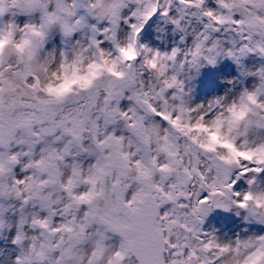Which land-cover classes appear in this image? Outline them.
Masks as SVG:
<instances>
[{"label":"snow or ice","instance_id":"6c2138e0","mask_svg":"<svg viewBox=\"0 0 264 264\" xmlns=\"http://www.w3.org/2000/svg\"><path fill=\"white\" fill-rule=\"evenodd\" d=\"M157 12L191 44H141ZM53 28L81 39L45 59ZM0 40V231L15 227L13 264H264V235L223 242L200 227L232 205L264 222V192L253 194L264 171V66L254 87L208 106H190L181 79L221 54L264 56V0H0ZM102 60L124 74L48 91L57 64ZM197 121L224 142L204 147ZM245 174L249 189L234 191Z\"/></svg>","mask_w":264,"mask_h":264},{"label":"rangeland","instance_id":"374dc122","mask_svg":"<svg viewBox=\"0 0 264 264\" xmlns=\"http://www.w3.org/2000/svg\"><path fill=\"white\" fill-rule=\"evenodd\" d=\"M125 13H127V9ZM26 19L27 18L23 16L19 17L20 22H24ZM195 24L196 22L193 20V25ZM126 25L127 23L122 20L121 30L123 28L124 31ZM145 30V34L143 32L141 33L142 35L141 38L139 37V42L162 52L170 51L173 47H179L183 50L191 44V35L186 36L185 40L181 41V36L184 35V33L179 31L176 26L166 17H163L160 12H158L154 19L147 24ZM78 39H81L80 33H75L72 37H64L58 28H53L45 43L43 55L51 52L58 57L61 50L70 48ZM104 46H109L108 42H105ZM254 54H248L240 58L239 63H237L235 58L221 54L217 57L216 63L213 65V74H209L211 76L210 81L207 80V63L203 64L198 70L195 68L187 69L182 74L181 79L184 82L186 92L185 99L188 101L189 105L193 107L198 104L208 106L212 101L220 97L231 100L243 91V89L254 87L258 82V77L251 73L255 72L259 67L264 66L258 57L255 56L256 54ZM122 103H127V101H123ZM17 171H19V169ZM249 187L248 183L247 186H245L243 181L238 190L245 191L249 189ZM253 187L264 189V173L256 177V183ZM235 212L241 214L240 210L238 211L235 209ZM219 218L223 220L225 227H228L227 229H222L217 225L215 219H212L213 225L209 223V235L215 237L218 241L231 242L237 238L252 236L246 234L245 231L249 230V227L244 224L240 215H235L234 219L232 217L224 219L223 217ZM9 219L14 223L15 216L10 213ZM212 226H215V228H212ZM255 233L257 232H253V234ZM14 234L15 227L0 231V264H13L12 258L14 255L18 254L19 247H13L11 244V239L14 237Z\"/></svg>","mask_w":264,"mask_h":264},{"label":"clouds","instance_id":"9594fccd","mask_svg":"<svg viewBox=\"0 0 264 264\" xmlns=\"http://www.w3.org/2000/svg\"><path fill=\"white\" fill-rule=\"evenodd\" d=\"M6 40H0V51H3ZM135 55V52L132 49H127L124 55L125 59H132ZM45 59H49L52 56V53H46ZM103 72H110L115 76H122L124 74L123 70H118L116 65L108 60H102L97 63L93 61L92 63L87 64L83 69L74 65H67L64 67L63 71L60 70L59 64L49 70V77L52 75L56 76L53 86L48 87V91L55 96H63L75 88H87L92 82L100 76ZM43 83V81H42ZM184 127H189L187 124ZM191 128H200L205 131V135L202 137V143L204 147L208 149H215L217 144H220L223 141V138L219 135V129L212 131L207 130V125H201L199 121L191 125ZM191 130V129H190ZM197 135H200L197 132ZM232 159L235 158V153H232ZM264 192V189H253L254 195H259ZM264 203V201H262ZM264 211V209H261Z\"/></svg>","mask_w":264,"mask_h":264},{"label":"flooded vegetation","instance_id":"af4514ba","mask_svg":"<svg viewBox=\"0 0 264 264\" xmlns=\"http://www.w3.org/2000/svg\"><path fill=\"white\" fill-rule=\"evenodd\" d=\"M258 59L261 61V63L264 65V60H262L261 57H258Z\"/></svg>","mask_w":264,"mask_h":264}]
</instances>
